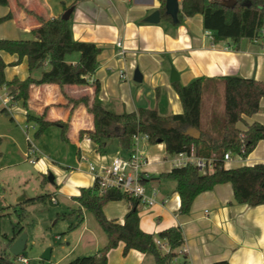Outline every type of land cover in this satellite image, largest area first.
<instances>
[{"label": "crops", "instance_id": "crops-1", "mask_svg": "<svg viewBox=\"0 0 264 264\" xmlns=\"http://www.w3.org/2000/svg\"><path fill=\"white\" fill-rule=\"evenodd\" d=\"M73 4L67 20L73 38L95 43L100 47V52L89 85L67 87L66 92L70 95L79 96L87 92L91 103L95 101L117 113L136 111L140 107L156 109L161 115L169 116L182 113L185 109L175 83L186 85L196 78L206 77L202 124L210 127L218 122L224 112L221 77L233 75L264 80V36L259 39L243 38L237 48L227 40L213 44L210 32L203 26L200 13L185 17L178 25L162 18L159 23L145 22L147 16L159 9L158 0H10L8 5H0V38L37 40L45 32L43 25L49 36L54 38L63 28V13ZM27 9L40 15L43 22L37 21L35 15L27 12ZM10 12L13 14L11 18L2 19ZM0 56L7 64L5 77L8 80L15 76L25 79L30 75L27 57L16 64V54L0 51ZM70 58L76 61L78 55ZM47 69L49 65L35 70L32 75L38 78ZM173 69L179 75L176 82H171ZM136 71L141 74L139 81L135 80ZM94 80L100 83L97 94L93 92ZM4 93L0 92V95ZM46 107L49 119L66 121L71 116L68 141L78 147L76 168H70L62 160L55 163L47 155L42 157V146L31 143L28 131L30 124L36 130V124L27 121V112L40 115ZM71 108L72 105H68L67 97L57 84L31 86L28 108L23 109L21 122L12 115L10 119L13 122L6 121L1 125L0 171L6 163L4 168L16 173L24 185L36 176L35 181L42 187L45 181L50 183L44 177L53 171L56 193L63 201H71L79 207L74 197L80 194L82 187L94 184L89 163L106 167L116 156L128 158L132 149L121 148L115 140L117 143L106 152H98L97 144L87 136L80 138L79 135L81 129L92 127V115L83 105L74 108L72 113ZM254 121L264 124V98L261 99L259 111L245 116L237 126L245 129L247 124ZM58 128L59 138L63 140L61 128ZM30 146L35 150L34 163L26 157ZM155 146L161 153L156 154L154 159L162 166L152 172L149 162L146 166L149 173L144 182L155 179L154 174L171 171L173 168L174 155L166 152L163 143L152 144L141 139L137 148L149 158V148ZM54 157L60 159L58 154ZM21 158L28 160L26 167H21ZM256 163H264V140H260L247 157L242 160L234 158L225 165L227 168H235ZM35 172L38 174L35 175ZM151 188L148 195L156 202L153 205L140 204L141 228L157 235L168 226H181L185 238L182 250L187 253L190 264H213L219 260H227L230 264H264V204L249 206L237 202L232 185L223 183L200 193L190 212L182 215L178 212L180 196L175 191L176 185L171 193L165 194L155 183ZM29 198H20L17 206L21 208ZM128 209L126 200H113L104 205L105 215L121 223ZM83 218L79 226L63 237V245L51 246V264H65L76 256L92 254L107 243V235L94 214L83 209ZM5 250L2 254L13 258L8 246ZM163 250H168V246ZM24 264L30 263L28 261ZM108 264H155V260L153 256L135 249L125 254L124 243L120 242L110 250Z\"/></svg>", "mask_w": 264, "mask_h": 264}, {"label": "trees", "instance_id": "trees-1", "mask_svg": "<svg viewBox=\"0 0 264 264\" xmlns=\"http://www.w3.org/2000/svg\"><path fill=\"white\" fill-rule=\"evenodd\" d=\"M161 18L181 24L185 17L200 13L203 16V26L210 32L212 43L227 40L233 47H238L243 38L259 39L264 36V0H236L231 5L229 0H179L180 9L177 21L166 10L167 0H158ZM10 0H0V5H8ZM23 6V5H21ZM74 4L71 6L73 7ZM34 14L37 21L43 22L40 15ZM13 16L10 12L2 19ZM63 28L54 38L47 33L37 40H17L0 38V51H6L18 56L15 63L24 57L28 59L30 75L25 79L15 76L8 80L5 77L7 64L0 56V87L5 85L14 98L23 100L28 108L31 86L57 84L72 105L71 113L79 105L86 107L92 115L91 128L80 130V138L89 137L102 152L107 142L114 139L123 149L131 150L134 146V136L147 135L152 144L162 140L169 155L188 151L194 145L198 156L213 158L214 168L202 172L193 163L173 167L171 171L160 173V178H170L175 182V191L180 196L178 212L182 215L190 212L195 198L202 192L212 190L216 185L230 183L235 200L249 206L264 204V163L243 165L235 168L225 167L224 154L228 151L242 152L247 157L264 140V124L254 121L240 129L237 124L245 116H250L260 109L261 99L264 98V80L226 75L221 77L224 88V112L218 122L210 127L202 124V100L206 87V77L196 78L189 84L175 83V88L184 106L182 113L169 116L161 115L156 109L140 108L131 112H113L97 102L91 103L89 93L79 96L70 95L66 88L70 86H88L89 78L97 68V56L100 47L93 42L77 41L73 38L71 28L61 18ZM78 55L73 61L70 57ZM49 65L40 77L35 78L32 73ZM93 92L100 90L98 80L92 82ZM46 109L40 115L27 112V121L36 124L35 136L40 137L51 125L61 128V138L69 140L71 116L62 119H49ZM5 109H3L4 111ZM188 127H195L201 131V137L196 140L185 134ZM1 144V138H0ZM48 179L47 176L44 177ZM48 194L38 195L24 201L34 202L44 199ZM74 199L78 202V220L70 225V229L79 226L83 218V209L91 211L99 225L107 235V243L92 254L80 255L65 264H108V254L111 249L124 243V253L135 249L154 257L155 264H173L175 258H180L178 264H190L188 255L183 251L185 238L181 226H171L158 232L157 235L143 230L140 226V199L119 188L109 187L100 191L98 184L82 187L80 194ZM113 200H126L128 212L121 223L116 219H109L104 212V205ZM24 203V204H25ZM19 220L14 225V238L23 233L22 225L25 216L24 206L20 208ZM163 241L168 250L157 243ZM13 239H10L9 243ZM18 256L9 258L0 254V264H18ZM213 264H230L227 260H219Z\"/></svg>", "mask_w": 264, "mask_h": 264}, {"label": "rangeland", "instance_id": "rangeland-1", "mask_svg": "<svg viewBox=\"0 0 264 264\" xmlns=\"http://www.w3.org/2000/svg\"><path fill=\"white\" fill-rule=\"evenodd\" d=\"M6 91L7 87L5 85L0 87L1 93ZM10 104L9 111H0V128L2 127V123H6V121L11 123L10 117L12 115L21 122L23 109H26L24 108L23 100L14 98ZM24 127L26 131V125ZM34 130L33 124H30L28 132L31 143L42 146L41 148L44 150L42 157L47 155L55 163L57 160H60V162L62 160L63 164H69L70 168L77 167L78 147L74 142L63 141L59 138L60 131L58 126H51L40 137L35 136ZM22 137L25 138V135L22 134ZM116 143L114 139L109 140L102 153L106 152L107 149H110L111 145H115ZM159 153L161 151L157 146L149 148L148 154L151 163L149 169L152 172L157 171L162 166L154 159V156ZM57 154L60 159L54 157ZM21 162V167H26V163H29L26 158H21ZM5 164H3V168L0 171V254L6 251L7 244L14 234V225L19 220L20 207L17 206V203L20 201V198L24 197L26 199L39 194H48L44 199H40V201L35 200L34 202L24 204L25 216L23 217L22 225L24 227L23 232L27 234L28 238L26 249L22 252V255L29 259L30 264H51L50 260H43L41 255L48 247L63 245V237L71 230L70 225L76 223L78 220V205H75L71 201H63L62 197L56 193V188L52 182L45 181L43 187L38 185L35 181L36 176L28 181L27 185H24V182L18 178L16 173L4 168ZM167 166L169 167V165ZM50 172L53 173V171ZM37 174L35 172V175ZM153 178L155 179L144 183L146 194L152 189L151 186L154 183L157 184L163 194L173 191L175 182L172 179L160 178V173L154 174ZM53 196L56 197L57 202L52 200ZM92 219L94 220V217ZM17 263L24 264L19 261Z\"/></svg>", "mask_w": 264, "mask_h": 264}, {"label": "built area", "instance_id": "built-area-1", "mask_svg": "<svg viewBox=\"0 0 264 264\" xmlns=\"http://www.w3.org/2000/svg\"><path fill=\"white\" fill-rule=\"evenodd\" d=\"M14 95L9 91H6L3 95H0V110L9 111L10 103L13 101ZM27 128L29 126L27 125ZM91 140L89 137H87ZM134 146L132 148V153L128 158L116 156L112 159L109 165L98 167L96 164L89 163V171L92 174L94 183L98 184L100 191H103L104 188L115 187L119 188L124 192H128L135 197L140 199V204L144 205H153L156 200L146 194L144 188V180L148 177L146 166L149 164L150 160L142 151L138 150L137 145L141 139L148 141L147 135L137 134L134 136ZM26 157L31 161L35 162V150L32 146L29 147ZM242 160L243 153H232L230 151L224 154V162L232 159ZM187 163H193L202 172L212 170L214 168L213 158H206L198 156L195 152L194 145H191L188 151H182L174 155L172 159L173 167L182 166ZM226 167V165H225ZM55 201V197L52 198ZM157 243L164 248L166 244L163 243L160 239H157ZM18 261L22 263H27L28 258L22 254L18 256ZM179 258L173 260V264H178Z\"/></svg>", "mask_w": 264, "mask_h": 264}, {"label": "water", "instance_id": "water-1", "mask_svg": "<svg viewBox=\"0 0 264 264\" xmlns=\"http://www.w3.org/2000/svg\"><path fill=\"white\" fill-rule=\"evenodd\" d=\"M229 4L233 5L236 3V0H229L228 1ZM166 12L171 15L174 19V21H177V14L178 11L180 9V4L178 0H167L166 3ZM73 8H69L67 11H65L62 15V19L64 20H68L70 17V14L72 12ZM161 20V12L160 10H156L154 11L152 14H150L149 16H147L144 21L148 22V23H159ZM171 82H176L179 80V75L178 73L173 69L171 72ZM253 78V77H252ZM141 79V74H139L138 71H136V75H135V80H140ZM185 134L188 136H191L193 139L198 140L201 137V131L195 127H188L185 130ZM158 143H161L162 140H157ZM48 179L50 182H54V175L52 173H50L48 175ZM24 200V197H21ZM27 234L26 233H22L19 234L17 237L14 238V235L11 237V239H13L12 242L9 243V252L13 255V256H19L22 254V252L25 250L26 247V243H27ZM10 241V240H9ZM51 251L52 248L48 247L43 254L41 255V258L43 260H50L51 258Z\"/></svg>", "mask_w": 264, "mask_h": 264}]
</instances>
